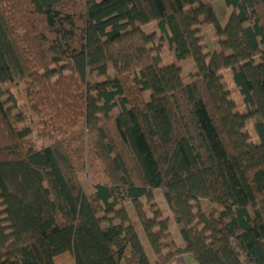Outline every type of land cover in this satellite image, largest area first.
Returning a JSON list of instances; mask_svg holds the SVG:
<instances>
[{"label": "trees", "instance_id": "obj_1", "mask_svg": "<svg viewBox=\"0 0 264 264\" xmlns=\"http://www.w3.org/2000/svg\"><path fill=\"white\" fill-rule=\"evenodd\" d=\"M225 2L0 0V264H264V0Z\"/></svg>", "mask_w": 264, "mask_h": 264}, {"label": "rangeland", "instance_id": "obj_2", "mask_svg": "<svg viewBox=\"0 0 264 264\" xmlns=\"http://www.w3.org/2000/svg\"><path fill=\"white\" fill-rule=\"evenodd\" d=\"M213 2L215 4L217 13H218V15L220 17L221 23L223 25H226L229 22V20H230L231 13H230V10H229L228 6L226 5L225 0H213ZM153 26H154V23L149 24V25H147L145 27V29L148 32H152L153 31ZM212 31H213V27L211 26L210 30L204 33V40H205V43L208 45V48H209L210 51L214 50V48L216 47V41L211 36L212 35ZM163 60H164L165 64H171L173 62V59L168 57L167 54L163 56ZM182 65H183L182 74H183V76L186 79H189L191 77L190 76L191 70H192V68L194 66L192 61H191V59L184 60ZM223 73H224L225 80L228 83V86L230 87V89H234L233 90L234 99L237 102H241L242 101V96H241L240 93L235 91L236 85L234 83V80H233L231 72L228 69H226V70L223 71ZM12 92H13V94L16 97H21V99H22V93L20 91V86L19 85L18 86L17 85H12ZM25 107H26L25 101H24V99H22V101L19 102V108L20 109H24ZM243 110H245L244 107L241 108V111H243ZM24 118H25V124L27 126H33L34 125V121H33L32 115L29 112H25L24 113ZM248 130H249L250 133H254V131H255L253 125H249L248 126ZM31 138L34 141L35 146L38 149H41L43 147V143L40 140V135H39L38 129L35 131V133L32 135ZM88 161H89V165L91 166L90 168L92 170L96 171V173H98L96 178L97 179L98 178H103L104 177V171H103V167H102L101 162L96 160L93 155L89 156V160ZM94 180L95 179H93L91 175H89V174L86 175L85 184H86L88 189H91V186H93V184L95 182ZM143 200H144V202H146L145 198H143ZM156 201L157 202H161V205H160L161 209H167L168 210V205L165 203V200H164V198L162 196L158 197L156 199ZM127 206H131V204L128 203ZM146 209H147V211L150 212V209H149L148 205L146 206ZM168 214L170 216H172L171 212H168ZM174 232H176V235L178 236L179 231H178L177 228H174ZM178 239H179V241H181L182 237L179 236ZM143 241L146 242V237L145 236H143ZM148 252L151 254V249H149ZM184 261H185L186 264H199V262L191 254H188L185 257ZM63 262H65V260H63Z\"/></svg>", "mask_w": 264, "mask_h": 264}, {"label": "crops", "instance_id": "obj_3", "mask_svg": "<svg viewBox=\"0 0 264 264\" xmlns=\"http://www.w3.org/2000/svg\"><path fill=\"white\" fill-rule=\"evenodd\" d=\"M174 228H177V226L176 225H173L172 228H171L172 232L176 235V232H174ZM179 236H180V233L178 234V236L176 235V241H177L178 244H182L183 243V239L181 241H179V239H178ZM187 255L188 254H184V255H181V256L177 257L170 264H186L185 261H184V259H185V257Z\"/></svg>", "mask_w": 264, "mask_h": 264}]
</instances>
